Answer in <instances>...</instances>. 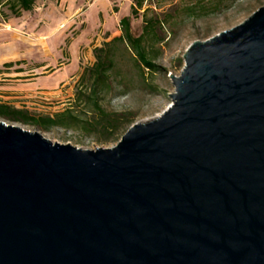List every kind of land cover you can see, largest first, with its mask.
Masks as SVG:
<instances>
[{
	"label": "water",
	"instance_id": "1",
	"mask_svg": "<svg viewBox=\"0 0 264 264\" xmlns=\"http://www.w3.org/2000/svg\"><path fill=\"white\" fill-rule=\"evenodd\" d=\"M171 79L113 148L0 122V264H264V6Z\"/></svg>",
	"mask_w": 264,
	"mask_h": 264
},
{
	"label": "rangeland",
	"instance_id": "2",
	"mask_svg": "<svg viewBox=\"0 0 264 264\" xmlns=\"http://www.w3.org/2000/svg\"><path fill=\"white\" fill-rule=\"evenodd\" d=\"M193 3L148 0L139 16L133 17V0H37L34 9L20 17L0 15V105L34 117H56L72 110L81 120L73 128L49 131L2 117L0 122L38 131L53 143L84 150L115 147L124 135L113 141L87 129L85 121H92L95 115L77 100V92L89 85V80L82 85L81 78L96 62L94 49L122 35V18H132L135 37L144 32L146 10L149 18L167 20L158 29L164 40L148 46L158 71L141 74L130 56L124 55L111 75L112 90L103 97L108 112H131L135 125L160 117L172 105L169 95L175 93V86L171 77L181 75L185 56L194 43L243 24L264 6V0H235L202 18H192L186 9ZM3 11L9 14L6 8Z\"/></svg>",
	"mask_w": 264,
	"mask_h": 264
},
{
	"label": "trees",
	"instance_id": "3",
	"mask_svg": "<svg viewBox=\"0 0 264 264\" xmlns=\"http://www.w3.org/2000/svg\"><path fill=\"white\" fill-rule=\"evenodd\" d=\"M37 0H0V15L8 17H20L24 12H31ZM148 0H133L131 14L133 17L139 16ZM235 0H194L186 12L189 17L202 18L206 15L221 10L228 2ZM6 8L9 12L3 11ZM148 10L144 12V32L141 36L135 37L132 33V18L124 17L120 21L122 35L115 37L110 42L105 43L100 48H95L93 53L96 59L95 64L86 69L81 78L82 85L89 80V85L84 89L81 87L77 92V100L83 103L95 115L92 121H85L86 128L103 136L108 140L118 141L134 123V114L108 112L103 104V97L112 90L110 81L111 75L118 68L121 57L129 55L141 74L146 70L150 73L158 71L154 59L148 50L149 44L161 43L162 39L158 34V29L162 28L167 22L158 17L149 18ZM170 19H172L170 17ZM5 66L11 67L12 64ZM0 117L25 125L37 126L43 131H49L56 127L73 128V124L81 122L72 110H66L56 117H34L29 113L10 107L0 105ZM83 122V121H82Z\"/></svg>",
	"mask_w": 264,
	"mask_h": 264
}]
</instances>
